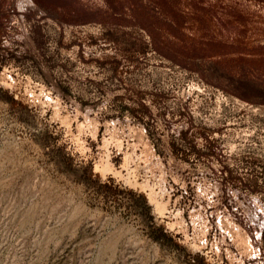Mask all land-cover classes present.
Wrapping results in <instances>:
<instances>
[{
	"label": "rangeland",
	"instance_id": "rangeland-1",
	"mask_svg": "<svg viewBox=\"0 0 264 264\" xmlns=\"http://www.w3.org/2000/svg\"><path fill=\"white\" fill-rule=\"evenodd\" d=\"M166 4L223 87L106 0H0V264H264V0Z\"/></svg>",
	"mask_w": 264,
	"mask_h": 264
},
{
	"label": "trees",
	"instance_id": "trees-1",
	"mask_svg": "<svg viewBox=\"0 0 264 264\" xmlns=\"http://www.w3.org/2000/svg\"><path fill=\"white\" fill-rule=\"evenodd\" d=\"M125 1L126 0H106L111 9V13H108L109 16L120 18L123 15L129 14L134 18L133 21L135 24L150 35L153 47L158 53L168 56L178 62H183V60L193 62L195 64L194 69L203 79L216 86L223 87L220 82L221 74L217 67H206L203 69L200 68V66H196L203 60L204 56L196 51H186V38H188V36L183 29L184 23L176 19V17H171L175 11L172 6L166 4V0H156L155 7L157 9L155 12H151L142 0ZM155 13L165 14L167 16L166 18H162L156 16ZM234 94L247 101L264 104V86L255 84L251 78H245L244 73H237L234 75ZM103 186L107 185L104 184ZM139 199L147 209L148 205L145 197L139 195ZM158 230L161 231L159 235H165L162 227H159ZM150 235H152L154 239H158L159 237L156 234H151V232Z\"/></svg>",
	"mask_w": 264,
	"mask_h": 264
}]
</instances>
